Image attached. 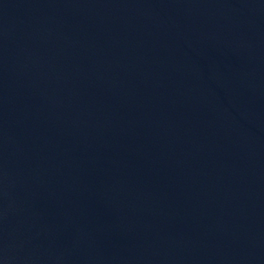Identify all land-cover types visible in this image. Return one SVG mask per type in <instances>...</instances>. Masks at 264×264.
<instances>
[{"label": "water", "instance_id": "water-1", "mask_svg": "<svg viewBox=\"0 0 264 264\" xmlns=\"http://www.w3.org/2000/svg\"><path fill=\"white\" fill-rule=\"evenodd\" d=\"M0 264H259L118 128L27 0H0Z\"/></svg>", "mask_w": 264, "mask_h": 264}]
</instances>
